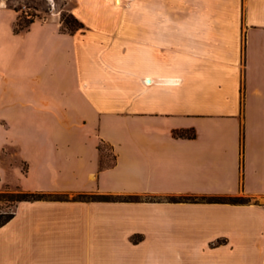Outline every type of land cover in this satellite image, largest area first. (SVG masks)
Listing matches in <instances>:
<instances>
[{"label":"crops","instance_id":"1","mask_svg":"<svg viewBox=\"0 0 264 264\" xmlns=\"http://www.w3.org/2000/svg\"><path fill=\"white\" fill-rule=\"evenodd\" d=\"M121 1L75 0L74 34L26 32L2 102L42 156L24 191L59 198L18 204L0 264H264V0ZM77 141L79 157L52 154Z\"/></svg>","mask_w":264,"mask_h":264},{"label":"rangeland","instance_id":"2","mask_svg":"<svg viewBox=\"0 0 264 264\" xmlns=\"http://www.w3.org/2000/svg\"><path fill=\"white\" fill-rule=\"evenodd\" d=\"M117 0H115V5ZM75 0H0V9L7 8L0 13V118L2 107L4 112L8 113V122L1 125L0 123V213L13 212L16 210V202H12L13 196L24 192V178L28 170L33 166L32 157H42L36 154L27 145H23L18 139V130L12 117L15 111H8L10 105L6 107L2 102V93L7 101V91L16 87V81L19 76L18 51L22 47L28 30L16 32V24L21 25L29 20L39 22H49L56 20L60 22L62 27L77 29V25L73 22L77 19L73 14ZM124 4V3H123ZM117 6V5H116ZM14 11L18 18L15 20ZM79 14L86 16V11L81 9ZM78 20V19H77ZM86 20H88L86 18ZM89 21V20H88ZM78 32V31H76ZM32 35V33L30 34ZM55 157H79L88 147L77 141L72 145H59L50 147ZM100 153L102 157V166L113 164L114 154L112 148L105 144H100ZM77 155V156H75ZM88 156V155H87ZM35 192V191H33ZM120 200H140V196H118ZM235 201H252L245 195L234 196ZM187 198V197H184ZM178 199V198H171ZM225 199V198H223ZM228 200V198L226 199ZM133 243H138L139 238L134 237Z\"/></svg>","mask_w":264,"mask_h":264},{"label":"trees","instance_id":"3","mask_svg":"<svg viewBox=\"0 0 264 264\" xmlns=\"http://www.w3.org/2000/svg\"><path fill=\"white\" fill-rule=\"evenodd\" d=\"M34 20H29L25 23V25H21L19 22L16 24L15 31L20 32L23 30H28L31 25L34 23ZM77 25V29H68L63 23L61 27V31L64 33L74 34L76 31H79L84 28L83 24L80 23L77 19L73 21ZM176 137H184L186 134L184 132H175L174 134ZM195 135L191 134L190 137L193 138ZM100 150V146L98 148ZM103 167V166H102ZM53 198H59L50 194L46 193H31L24 191L22 193H19L17 195L13 196L12 202H16V208L19 203L21 202H27V201H38V200H47V199H53ZM225 198V199H223ZM228 198V200H226ZM78 200L81 201H105V202H111V201H128V200H120L118 196H112V195H87V194H81L78 196ZM174 202H194V203H229V204H247L249 203V200L247 201H235V197H218V196H191V197H180L178 199H171ZM138 201V200H134ZM16 211V210H15ZM15 211L13 212H7V213H0V228L4 225H6L10 220H12L15 216Z\"/></svg>","mask_w":264,"mask_h":264},{"label":"bare ground","instance_id":"4","mask_svg":"<svg viewBox=\"0 0 264 264\" xmlns=\"http://www.w3.org/2000/svg\"><path fill=\"white\" fill-rule=\"evenodd\" d=\"M118 2H116L117 6H121L122 5V1L121 0H117Z\"/></svg>","mask_w":264,"mask_h":264}]
</instances>
